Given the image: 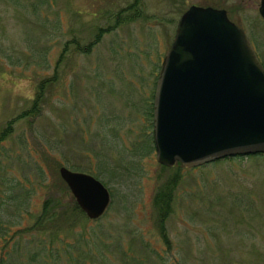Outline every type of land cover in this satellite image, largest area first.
I'll list each match as a JSON object with an SVG mask.
<instances>
[{
	"label": "rangeland",
	"instance_id": "rangeland-1",
	"mask_svg": "<svg viewBox=\"0 0 264 264\" xmlns=\"http://www.w3.org/2000/svg\"><path fill=\"white\" fill-rule=\"evenodd\" d=\"M258 1L139 0V17L102 31L85 54L73 51L72 40L81 45L97 26H111L131 0H0V129L45 81L39 114L15 120L1 142L3 194L11 181L18 194L29 192L23 223H7L16 249L0 239L11 264H36L33 251L49 264H264V153L162 167L151 133L156 76L178 16L190 4L223 8L264 68ZM59 165L97 178L108 206L95 220L80 211L72 226L57 220L31 229L47 194L64 210L74 202ZM175 173L166 248L151 196Z\"/></svg>",
	"mask_w": 264,
	"mask_h": 264
},
{
	"label": "water",
	"instance_id": "water-1",
	"mask_svg": "<svg viewBox=\"0 0 264 264\" xmlns=\"http://www.w3.org/2000/svg\"><path fill=\"white\" fill-rule=\"evenodd\" d=\"M257 13L264 20V0ZM151 133L163 166L264 153V68L223 8L190 4L178 16L156 76ZM57 173L87 219L104 213L110 195L98 179L64 165Z\"/></svg>",
	"mask_w": 264,
	"mask_h": 264
},
{
	"label": "trees",
	"instance_id": "trees-1",
	"mask_svg": "<svg viewBox=\"0 0 264 264\" xmlns=\"http://www.w3.org/2000/svg\"><path fill=\"white\" fill-rule=\"evenodd\" d=\"M39 3H45L42 1H38ZM48 2H46L47 4ZM139 0H131V2L128 3V6L126 7V12L124 15H120L119 13H116L113 16V22L111 26L107 25L105 29L101 26H97L96 30L93 31L92 36L83 44L79 45L78 41L76 39L72 40V49L76 52H82V53H89L92 46L99 41L101 37L102 31L110 30L112 27L115 28L119 25H121L124 22H130L139 17ZM210 5L211 4H207ZM32 9L35 8V4L31 5ZM65 46L60 51V54L56 60V63L60 61V58L63 55ZM56 74L54 73L48 81H55L56 80ZM45 81H41L38 85V90L34 94L30 106L21 112L20 114L16 115L14 118H11L6 121L4 126L0 129V156L4 155V146L1 143L3 139H5L8 135L11 133V126L15 120L24 118L26 116L35 117L39 114L40 107L42 102H44V96L42 93L43 87L42 84H44ZM153 98V95H152ZM148 109V116L150 115V107L147 106ZM152 110V108H151ZM152 112V111H151ZM152 114V113H151ZM252 155H262V154H252ZM235 157V156H234ZM224 158H230V157H224ZM3 161V160H2ZM0 158V170L3 169V163ZM176 166H180L181 164L175 163ZM165 167V166H163ZM177 176L178 174L175 173V176H172L170 180H165L161 184L157 185L152 196H151V205L155 212V225L158 230V235L162 242L164 243L165 247L168 248V239L165 233L164 228V221L170 212V203H171V194L175 187V184L177 182ZM20 180V179H19ZM42 181V178L40 179ZM8 180L3 178V176L0 174V239L6 243V246H11V249H16V243L14 239H11V234H9V227L7 226V223H15V224H22L23 221L21 219L25 218L27 215L26 210H24L23 203L27 201L28 197V191L24 190L22 194H18L14 188L17 187V183L11 181L8 186V195H5V185ZM24 181H26V178H24ZM42 184V183H41ZM61 184L63 187L65 185L63 184L61 180ZM23 188H27L25 185L22 186ZM51 189V188H50ZM48 188V190H50ZM66 189V187H65ZM66 191V190H65ZM67 192V191H66ZM51 194H47L45 196V199L41 203L40 211L35 216L32 224L31 229H36L39 226V229H42V224L47 222V224H51V222H55L58 220V223L60 220H62L61 224H64V226H72L73 220L72 217L80 216L82 213L80 212V209L78 206L72 202L71 206L67 208L66 210L62 209L61 206L55 204L54 198L51 197ZM5 198V199H4ZM59 200V198H57ZM77 213V214H76ZM10 219V220H9ZM82 220V219H81ZM85 221V220H83ZM53 224V223H52ZM23 227V226H22ZM21 227V228H22ZM21 228H16V231H19ZM13 233V232H12ZM15 244V245H14ZM71 250V248H70ZM72 251V250H71ZM13 254L10 253L7 249L4 248V246L0 245V264H11L13 263ZM40 255V253H39ZM38 252H31L29 254V259L31 262L36 264H49L46 263V260L42 255L39 256ZM73 254L68 255L69 257H72ZM79 258V257H77ZM9 261V263H8ZM79 263V262H78Z\"/></svg>",
	"mask_w": 264,
	"mask_h": 264
},
{
	"label": "bare ground",
	"instance_id": "bare-ground-1",
	"mask_svg": "<svg viewBox=\"0 0 264 264\" xmlns=\"http://www.w3.org/2000/svg\"><path fill=\"white\" fill-rule=\"evenodd\" d=\"M163 167V166H162Z\"/></svg>",
	"mask_w": 264,
	"mask_h": 264
}]
</instances>
